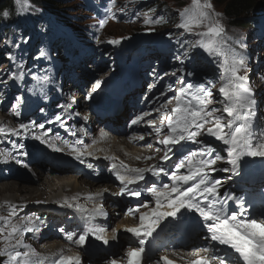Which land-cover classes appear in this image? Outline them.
I'll list each match as a JSON object with an SVG mask.
<instances>
[{
  "label": "rangeland",
  "instance_id": "374dc122",
  "mask_svg": "<svg viewBox=\"0 0 264 264\" xmlns=\"http://www.w3.org/2000/svg\"><path fill=\"white\" fill-rule=\"evenodd\" d=\"M150 1H154L151 6L156 5V9L153 12H147L149 5L146 2L150 3ZM210 3L213 6L211 10L213 14H221L219 20L226 29V46L233 50V54L237 58H243L246 67L250 69L247 74L258 102L256 125L260 127L264 125V0L260 2V12L254 13L252 17L258 21L257 27L260 32L255 31L253 26L239 27L231 24L224 13L225 5L219 4V0H210ZM57 7L60 9L59 14L51 15L47 12V6L43 3L38 4L32 0H27L26 4L22 2L18 4L19 18L16 28L19 30L26 29V32L22 35L28 38V45L21 50L22 57L18 60L11 61L8 59V54L12 52V49L3 40V34L6 29L0 28V98H3L4 101L0 103V124H3L4 120H9L8 123H13L14 121L30 123L35 121L36 124L44 123L45 126H48L52 124L49 123V121H52L50 119L51 113L60 111L64 116L66 112L74 109L79 110L78 106L80 105L85 108V103L89 105V108L93 106L95 112H101L104 103L107 101H100L97 98L100 90L94 89V86L99 79L103 82L112 78V74H116L119 77L111 86L105 89L112 95L111 98L114 100L112 106L116 108L118 101L121 103L139 102V105L142 106L144 100V106L142 108L138 107L140 110L139 116L147 110L148 113L154 114L155 106L158 103L156 97H160L161 91L166 90V86L169 83H175V95L179 94V89L183 85L177 83V78L182 73L179 71H176L175 75H172V73L181 67L184 69L185 83L198 84L204 82L205 79L212 80L215 87L212 89V103L208 105V108L209 110L222 108V105L218 103L221 99L219 89L222 86V80L220 77L223 74L218 67L221 58L209 56L202 49L195 48L189 52L190 58L185 59L183 65L173 59L175 55L184 53L188 49L189 43L200 39V37L185 32L178 26L173 27V24L168 19V15L170 17L173 16L181 24L184 19L183 11L185 8H192V0H183L181 2L175 0H116L115 6L112 5L111 0H90L88 2L68 0L58 3ZM36 9L39 11H36ZM161 17L165 18L167 23H145L146 18L157 20ZM101 19H107L104 27L99 25ZM205 30L206 25L194 28V32ZM115 39H120L121 43L118 45L108 43L109 40ZM180 42H187V45L181 48ZM16 45V42L13 43L15 48ZM40 48H43L48 53V58L35 59L39 55ZM19 63H23L22 71L25 75L23 81L16 82L10 78V73L21 71L14 66ZM188 72H192L194 75L188 76ZM165 73H168V75L165 76ZM240 74H244L243 69ZM33 75L41 77L42 75H47L49 82L43 86L38 85L32 79ZM158 77H163V79H158ZM152 84H155L156 87L150 89L149 86ZM40 87H43L46 99L40 93ZM72 87H75L77 92L75 91L67 96L64 95V92L71 90ZM34 88V91H30V89ZM88 89L91 90L94 99L87 98L88 95L84 92ZM15 96H23L25 101L21 106L19 117L15 116L12 111ZM57 98L60 101H56ZM58 105L67 106L66 110L61 109ZM41 108H44L45 111L41 112ZM95 114L94 117L97 118ZM221 114L220 112L215 113V115ZM224 115L227 119L226 114ZM88 116L90 114L87 113L84 118ZM121 116L122 114L114 109L111 116L106 114L101 119L109 121L110 126H112V121L120 120ZM125 117L129 120L134 119L132 113H128ZM85 122L83 121L82 123L84 137L86 134L93 137L104 133L105 135H101L102 139H104L105 136L109 135L106 126L95 124V128H92L84 126ZM125 122L126 120H123L122 123L124 124ZM157 122L160 123V121ZM129 125H131V122ZM211 126V124H208L206 128ZM54 128H57V126H54ZM199 139L211 144L214 148L220 145V147H216L217 151L222 148L220 142L213 137L202 135ZM27 153L29 157L37 158L38 156L33 149H28ZM221 155L226 156V152L221 151ZM49 157L47 153L45 161H48ZM247 158H243L241 169L245 167L244 163H247ZM261 158L264 159V157ZM158 160L156 159L155 162ZM217 166L222 167L224 164L219 162ZM104 169L107 170L108 166H105ZM39 172L46 178L51 176V174L59 176V174L49 173L45 170ZM180 172L186 173V170H180ZM70 174L73 173L69 172L67 175ZM21 175H23L20 178L22 182H10V180L0 178V183L10 182L11 184L16 182V184L28 187L29 191L33 190V188H37L42 192L45 191L36 185L38 178H35L34 175H31V177L24 173H21ZM230 175V173L219 171L213 173L215 179H220L223 182V187L220 189L221 193L227 192V189L235 188L234 186L226 185L230 181L228 179ZM166 182L171 183L164 176L161 177V181L155 178V183L158 186ZM254 182L257 183L255 192L264 195V178L262 179L258 176V180ZM153 183L151 181L148 183L144 182L139 190H141V193L151 195L146 191V187L151 186ZM242 191L244 192L242 196L245 205L251 203L253 201L252 198L257 199L250 192ZM152 201H155L154 197L144 203L141 200L137 204L130 205L119 196L113 199L111 201V210L118 209L119 206H122L124 210H117L111 214L119 215L117 216L119 217L118 220H116L117 224L115 222L112 230H116L117 225L124 220V217H134V214H128L129 208L136 209L139 207L144 209L140 205L147 204L149 206ZM29 204L26 203V208H28ZM228 204L231 206L234 202L228 201ZM84 208L89 209L90 207ZM38 210L39 208L36 210L30 209L31 212ZM22 213L18 209L12 211V215L16 216L21 222H23L25 217H29V214ZM120 214L122 215L120 216ZM0 216H2L1 209ZM3 223V221H0V227H3ZM61 228L64 229L65 225L57 228V230L60 231ZM7 232L0 234V249L4 247L2 235H6ZM63 238L65 239V235H63ZM128 248V244H123L121 250L126 253ZM73 249L70 246L69 253L77 256L78 253ZM159 259L160 256L155 255L153 261L157 263ZM4 260L6 259L0 258V264H3ZM89 260L92 264H107L110 257L101 256L98 258L94 256Z\"/></svg>",
  "mask_w": 264,
  "mask_h": 264
},
{
  "label": "snow or ice",
  "instance_id": "6c2138e0",
  "mask_svg": "<svg viewBox=\"0 0 264 264\" xmlns=\"http://www.w3.org/2000/svg\"><path fill=\"white\" fill-rule=\"evenodd\" d=\"M26 4L27 0H18L20 3ZM115 6L116 0H111ZM213 8L210 0H192V8H185L183 11V22L178 25L185 32L194 34L200 37L188 44V49L184 53L177 54L173 57L175 61L184 64L185 59L190 58L189 52L192 49L200 48L209 56L219 57V69L222 70V86L219 89L221 99L218 101L222 108L209 110L208 105L212 103V89L215 84L212 80L205 79L204 82L193 84L185 83L183 67L176 69L181 72V76L177 78V83L183 85L179 89V94L169 98L162 103L160 107L155 108L156 113H160V125L157 126L155 120H148L147 124L152 128L158 139V143L164 147V154L161 160L168 161L172 159L173 148L181 145L184 152L178 161L171 166V170H166L163 166L153 165L150 168H130L121 162V166L126 172L134 173L135 175H122L118 170L114 175L122 185L119 193H114L120 196L140 197L141 190L132 189L129 185L138 184L145 180V174L150 173L157 180L161 177H167L171 183L157 185L153 183L146 187V191L155 199V207L150 211L140 213V208L128 209V214H139V225L134 227H125L124 231L131 233L138 242V247H130L124 257L120 259L125 261V264H143L145 243L148 237H152L161 223L168 218L176 220L178 213L181 210L197 214L196 219L200 226L205 231L204 239L209 243L201 249L206 257H200L192 261V264H264V218H251L246 216L247 209L245 208L244 200L231 192L221 193L223 182L220 179H215L213 173L219 171L230 173L232 176H239L241 162L244 157H264V125L257 127L256 120L258 118V102L255 98V93L249 83L248 72L250 69L246 67L243 58H237L233 54V50L226 46L227 40L226 29L219 20L220 13L211 11ZM24 10V9H21ZM36 11H39L36 9ZM8 11L3 12V17H9ZM163 17L157 20L146 18V24L161 23ZM107 19L99 21L100 27H104ZM206 25V30L194 32V28ZM123 39V38H122ZM23 43L28 42L27 37H20ZM108 43L118 45L120 39L109 40ZM187 43V42H185ZM243 46V45H242ZM19 47V44L16 45ZM183 48L184 44H180ZM182 56L184 57L182 59ZM48 58V53L43 49H39V55L35 59ZM8 59L15 61L16 57L11 53L8 54ZM18 70L15 73H10V78L16 82L23 81L24 72L22 71L23 63L14 65ZM243 69L244 74L241 75ZM165 76L168 73L164 74ZM188 76L194 75L192 72L187 73ZM32 79L38 85H46L49 82V77L33 75ZM163 79V77H158ZM101 81H96L94 89H99ZM155 88L156 85L149 86ZM167 91L175 92L171 84L167 85ZM30 89V91H34ZM40 93L46 99V93L43 92V87L39 88ZM167 93L161 91L160 96H165ZM88 99H91V93L88 94ZM147 99V97H145ZM160 99V97H156ZM15 103L12 106L13 114L17 117L20 115V109L25 102L23 96H15ZM176 100V106L168 109V105ZM3 98H0V103H3ZM65 109V105H58ZM44 112V108L40 109ZM220 112L221 115H215ZM151 113L145 112L141 116L133 119L131 125H137ZM227 119L225 118V115ZM55 122L63 124L61 115L57 114L54 118ZM53 123V121H49ZM211 124V127L206 125ZM33 129L37 131L33 132ZM165 129L167 131L165 132ZM23 130V131H21ZM42 130V131H41ZM51 129H46L44 123L36 124L35 121L30 123H19L18 128H11L5 124H0V134L14 135L17 137L31 135L32 138L46 145L53 151H63L57 147L54 142L48 139ZM75 134V133H73ZM152 133L150 132L149 135ZM101 135H105L101 133ZM202 135L213 137L220 142L222 148L217 151L211 144L205 143L199 139ZM57 139H62L57 137ZM144 139L143 136L140 137ZM65 145L71 148L74 158L81 164L86 163V156H92L91 152L85 153L82 149L70 145L68 141H63ZM189 144L197 145L195 150L186 149ZM13 149H19L21 156H27V151H23L24 144H13ZM157 152L161 149L157 148ZM221 151L226 152V156L221 155ZM4 158L0 163H7L9 159H15L16 163L22 164L24 167L28 165L22 160L12 156L11 151L0 152ZM148 157L147 159H152ZM99 159V157H96ZM115 159V158H113ZM140 159V157H137ZM222 162L224 166L218 167V163ZM86 166L89 169L93 168V164L88 162ZM117 165L112 164V169H116ZM185 169L186 173H181L180 170ZM98 196L100 194H97ZM89 199L93 197L89 196ZM72 199H76L73 197ZM228 201L235 203V209L229 211ZM37 203H43L37 201ZM65 204L68 207H73L67 200ZM10 208H18L19 206H9ZM140 207L148 208L147 204H142ZM77 211L84 213L89 219L95 216H107L102 206L93 210H88L82 205H75ZM0 221L8 225L10 231L6 235H2L4 243L3 249H0V256L7 257L3 264H44L48 257L39 258L40 254L36 252L31 245L23 242L24 232H37L44 224L40 217H25L21 224H13L10 219L0 216ZM64 232V229H60ZM5 229L0 227V234H3ZM117 230H113L111 240L117 239ZM76 233L68 232L65 234V239L73 241ZM100 241L103 245L109 244V237L106 234V229L97 227H87L78 235L74 242L83 246L89 238ZM15 240L13 244L12 241ZM219 246H226L227 251L221 254ZM23 248L26 251H20ZM37 257V259H33ZM227 257V261H226ZM165 264H172L168 257H161ZM54 264H82V259L77 256L60 255L54 260ZM107 264H120V260L110 259ZM160 264V261H157Z\"/></svg>",
  "mask_w": 264,
  "mask_h": 264
},
{
  "label": "bare ground",
  "instance_id": "6f19581e",
  "mask_svg": "<svg viewBox=\"0 0 264 264\" xmlns=\"http://www.w3.org/2000/svg\"><path fill=\"white\" fill-rule=\"evenodd\" d=\"M111 76L113 77L101 82V86L99 88L100 93L97 98L100 101H107L104 103L103 108L112 106V103L114 102L113 98H111L112 95L105 91V89L111 86L119 77L116 74H112ZM171 85L174 88L175 83H172ZM75 91L77 92L76 88L72 87L71 90L64 92V95H71ZM164 92L167 94L165 96H160V99L157 100L158 103L155 106L156 108L166 102L168 100L167 98H171L175 95L176 91L169 92L166 89ZM84 93L88 95L91 93V90L88 89ZM91 99H94L92 94ZM56 101H60V99L57 98ZM175 101L176 100L173 102L172 100V103L168 105V109L175 106ZM85 105V108L83 105H80L78 106L79 110L74 109L73 111L66 112L64 116L60 111L51 113L50 115V119H52L53 123L45 126L46 129H51L48 139L54 142L57 147L62 148L63 151H53L46 145L41 144L39 141L32 138L30 134L21 137L14 135L5 136L0 134V152L11 151L13 157L22 161L24 160L23 162L28 165L27 167L21 165L23 170L29 171L31 166L33 167V170H35L32 174H30V172H19L16 169L19 164L16 163L15 159H9L7 165L6 163H0V178L10 180V182H19L21 181V176H23L21 173L34 175L35 178H38L36 185L45 190L42 192L37 188H33V190L31 189V191H29L28 187L16 184V182L11 184L10 182L0 183L1 214L6 219H10L13 224L22 223L16 216L12 215V211L17 209L23 212L22 214L27 213L29 214V217L32 218L40 217L44 221V224L40 227L39 231L24 232L22 238L24 243L31 245L32 248L40 254L39 258L48 257V259L44 261V264H54V260L60 255L74 256V254L69 253L70 245L75 251L79 252L80 258H82V264H92L87 258H92L94 256L100 258L101 255H109L113 258L116 255H119L117 258L118 260H121L120 258L125 256V253L121 250L124 243L131 245V247H138L139 245L136 238L131 233L125 232L124 228L139 225V214L150 211L151 208L155 207V201H152L148 208H141L140 213H134V217H124L122 222L119 221L120 224H118L116 228L117 239L114 241L111 240V236L113 234L112 227L119 218L117 217L119 215L116 214L109 216L111 213L110 207L112 206L111 201L119 196L123 201H126L131 205L135 203L137 204V202L141 200L144 203L145 201H149L152 197L146 193H142L140 197L115 195L114 193H119L122 185L116 179L114 173L118 170L122 175H135L134 173L126 172V170L121 166V162L130 168H150L153 165H160L166 170H170L171 166L178 161L185 150L181 147V145H177L173 148L174 154H171V160H161V157L164 154V147L158 143V139L162 137H157L152 128L147 124L148 120H155L156 125H160V123L157 122L160 121V113L156 112L146 116L144 120L137 125H129L131 122L129 119L126 120L124 124L116 122L115 128L111 129L112 131H110L107 138L102 139L101 134L94 135L93 137L86 134L84 137L82 128L83 121H86L84 126H90L92 128H95V124L106 126V120L96 119L92 116L95 113L93 106L89 108L87 103H85ZM113 109L114 108L110 110L103 109L101 113L103 114L108 112V114H111ZM123 109L125 112L132 111L133 116H139L140 110L137 104L126 103L123 105ZM87 113L90 114V116L84 118ZM57 114L61 115L63 124L54 121ZM8 121L9 120H4L3 124L11 128H18L19 123H21L15 121L13 123H8ZM54 126H57V128H54ZM35 131L37 130L33 129V132ZM166 131L167 129H165V132ZM150 132L152 133L151 135H149ZM141 136L144 137L143 140L140 139ZM57 137L62 139H57ZM63 141H68L70 145H74L75 147L82 149L85 153L91 152L92 156H86L85 159L86 163L90 162L93 164V168L89 170L86 163L81 164L77 161L72 154L71 148L65 145ZM21 143L24 144L23 151L33 149L38 154L37 158L29 156L19 157L20 151L22 150L13 149L12 145H18ZM196 146L197 145L189 144L186 145L185 148L193 150ZM157 147L161 149L160 152L156 151ZM47 153L50 157L48 161H45ZM125 153L129 155H126ZM175 154L176 156L174 157ZM96 157H99V159H96ZM137 157H140V159H137ZM148 157L153 158L147 159ZM3 158L4 157L0 155V160H3ZM156 159L159 160L155 162ZM49 162L51 163L48 164ZM109 163L117 165V168L113 169V174L100 170L101 167ZM254 167H257L259 172H261L259 175L260 178H264V159L261 157H248L247 164L244 167L246 170L243 172V175L245 176L247 172ZM43 170L49 173L52 172L59 174V176H53L51 174V176L46 178L39 172ZM69 172H72L74 175H67ZM62 173L64 174L62 175ZM161 177L159 178V181H161ZM148 181L155 183V178L152 177L150 173L145 174L144 181H140L138 184L129 185V187L132 189H139L142 187V183H148ZM12 184L14 185L11 186ZM97 194L100 195L98 196ZM89 196L93 198L89 199ZM73 197L76 199H72ZM66 200L74 206L68 207L65 204ZM35 201H42L44 206L40 207L38 211L31 212L29 208H26V203ZM87 202L89 203L87 204ZM77 204L82 205L83 207H90L88 210H93L102 206L103 210L107 212V216H95L94 218L89 219L87 215L76 210L75 205ZM9 206L19 207L10 208ZM259 214L263 215L264 213L259 212ZM121 215L122 214H120V216ZM108 217L110 218L107 219ZM68 218H71V220L66 224L67 230L76 227L75 233L77 235L74 237V240L77 239L78 235L81 234L87 227H97L106 229V234L109 237V244L103 245L100 241H96L90 237L84 246L76 244L74 240L71 241L70 245H68V243H66L67 240L65 242L63 237H61V235L55 230L60 225H63L65 220ZM3 227L5 228V231H10V228L6 223H3ZM155 234H158V232L155 231L152 237H148L146 239L149 246L147 248L148 251L161 246L162 241L160 239L155 240L153 237ZM12 243L14 244L15 240H13ZM19 250L26 251V249L23 248H20ZM154 256L155 252L152 251L150 255L146 256V260L143 264H157L153 261ZM0 258L7 259V257L3 256H0ZM33 259L35 260L37 257H33ZM120 264L123 263L120 262Z\"/></svg>",
  "mask_w": 264,
  "mask_h": 264
},
{
  "label": "trees",
  "instance_id": "16d2710c",
  "mask_svg": "<svg viewBox=\"0 0 264 264\" xmlns=\"http://www.w3.org/2000/svg\"><path fill=\"white\" fill-rule=\"evenodd\" d=\"M38 4L43 3L47 6L49 14H59V10L57 4L60 2L68 1V0H32ZM82 1H90V0H82ZM177 2H181L183 0H175ZM262 0H219V4L225 5L224 13L227 19L231 22V24L246 27L253 26L255 31H259L257 24L258 21L253 19V14L260 12ZM154 1L146 2L149 5L147 8V12H153L156 9V5L151 6ZM151 6V7H150ZM8 11L10 13L9 17H3V12ZM19 18L18 11V0H0V28L3 27L6 29V32L3 34V40L5 41L7 46L12 48L11 54L16 57V60L22 57L21 50L28 45V42L25 44L20 40L26 29L19 30L16 28L17 22ZM168 19L170 23L173 24V27H177L179 25V21L176 20L173 16L168 15ZM162 23H167L166 19L162 20ZM17 42L19 47H14L13 43ZM182 44V42H180ZM186 46V43H183ZM25 50V49H24ZM21 52V53H20Z\"/></svg>",
  "mask_w": 264,
  "mask_h": 264
},
{
  "label": "water",
  "instance_id": "95a60500",
  "mask_svg": "<svg viewBox=\"0 0 264 264\" xmlns=\"http://www.w3.org/2000/svg\"><path fill=\"white\" fill-rule=\"evenodd\" d=\"M38 206H41V203H37V202H36V203H34V204H31L30 207H31L32 209H36Z\"/></svg>",
  "mask_w": 264,
  "mask_h": 264
}]
</instances>
